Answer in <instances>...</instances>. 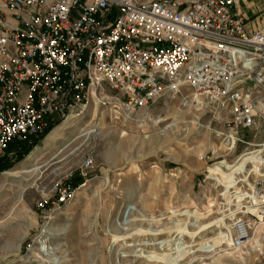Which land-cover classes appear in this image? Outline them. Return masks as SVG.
I'll return each mask as SVG.
<instances>
[{"label": "rangeland", "instance_id": "1", "mask_svg": "<svg viewBox=\"0 0 264 264\" xmlns=\"http://www.w3.org/2000/svg\"><path fill=\"white\" fill-rule=\"evenodd\" d=\"M255 24L263 25L264 15ZM105 94L102 102L70 115L77 123L53 150L42 152L33 172L3 176L18 171L68 117L32 140L9 146L1 160L7 167L0 171V264H264V222L255 230L257 220L246 212L249 199L240 207L227 201L228 193L249 191L254 184L252 172L233 189L242 177L229 164L247 151H264V120L231 130L234 117L227 103L206 96L186 103L182 97H189L188 88L167 91L131 113L118 93ZM65 183L74 192L55 209L54 189ZM195 209L205 214L198 221L185 213ZM219 218L225 227L233 219L250 220L258 244L248 241L235 250L230 241L213 251L197 250L201 239L225 233V227L210 224ZM178 219L191 231L199 224L205 228L180 234L173 230ZM152 228L160 232L155 235ZM180 237L192 252L151 263L140 254L171 252ZM162 240L166 243L159 246Z\"/></svg>", "mask_w": 264, "mask_h": 264}, {"label": "built area", "instance_id": "2", "mask_svg": "<svg viewBox=\"0 0 264 264\" xmlns=\"http://www.w3.org/2000/svg\"><path fill=\"white\" fill-rule=\"evenodd\" d=\"M237 0H0V161L11 143L118 93L129 112L188 88L227 103L231 130L264 120V26L249 31ZM184 102L190 98L183 96ZM249 189L264 218V162ZM56 186L53 208L74 192ZM231 246L251 221L230 220Z\"/></svg>", "mask_w": 264, "mask_h": 264}, {"label": "bare ground", "instance_id": "3", "mask_svg": "<svg viewBox=\"0 0 264 264\" xmlns=\"http://www.w3.org/2000/svg\"><path fill=\"white\" fill-rule=\"evenodd\" d=\"M190 95H189V97L192 100L193 99L196 100V98H198V96L197 95L195 96L193 93H191ZM200 103H202V101ZM76 123L77 122H75V119L73 118V116L72 117L71 116L68 117V119L64 123H62L61 125H59L58 127H56L54 130H52L48 134V136L46 137V139L44 141V145L43 146H39V147L35 148L27 156V158L21 163L20 168H19L18 171H16V170L15 171L14 170L13 171H8V172H5L3 174V176L8 177L10 175L12 176V175H16V174H19V173H30V172H33L35 169H37V168H33L35 166V164L38 162V160L42 159L43 156L45 155V153L42 154V152L44 150H46V149H52L53 150L57 146L58 140H60L63 132H65V130H69ZM226 146L229 149H232L233 148L230 141H228L226 143ZM65 149H66V147L60 149L59 154L64 153V150ZM263 162H264V151L263 150H260V149L259 150H254V151H251V152H248L247 151V152H245V153H243V154L235 157V159L233 160V162L229 164V169L232 170L236 175L241 176L242 178H239L238 180H235L233 189H235V187L237 186L238 182H241V181L247 182L248 181V178H249V169H248V167L250 165H253L254 166V170L256 171L257 170L256 168H258L259 165L262 164ZM251 171H253V170H251ZM2 180L3 179L0 178V183L2 182ZM228 194L229 195L227 197V201L229 203L230 202L232 203V202H235L236 201L235 203L239 207H240V205H241V203H242L243 200H246V199H250V200L253 199L254 200V198H255V196L252 195L251 192H249V191H243L242 193L236 194L234 196L233 195H230V193H228ZM231 203H230V205H231ZM255 204L256 203L254 202L251 207H248V209H247L246 212H248L250 215H252L253 217H255V219L257 220L256 223H255V230H257L258 227H259L258 224L260 225V223L264 222V218H263L262 211H260L256 206H254ZM185 213H187L189 215H194V217H196V220L197 221L199 219H202L204 217V215H205L204 213H201L197 209H195L193 211L187 210V211H185ZM127 215L128 214L126 213L124 215V218ZM142 219H141V221H142ZM124 221L127 222L126 220H124ZM184 221H181L180 219H178V221L175 223L176 225L174 224V227L173 226H171V227H173V230L175 232H177V233H180V234H189V235H195L199 231H201V230H203L205 228L204 225L199 224V225H197V227H195V230L194 231H191L189 229V227L187 226V224L184 223ZM210 224L211 225L212 224H216L220 228H221V226L225 227V224L223 222V218H219L216 221H212V222H210ZM192 226L194 227L195 224L192 225ZM136 231L141 233L144 230L137 229ZM151 232H153L155 235H157L160 232V230L157 229V228H154V229L152 228L151 229ZM117 238L118 237H116L114 239H117ZM248 241L250 243H253L254 242V243H257L258 244V240L254 236L252 237L251 235H250V238H249ZM159 243H160L159 246L160 245L162 246V244L166 243V240L159 241ZM229 243H230V239H228L227 234L226 233H223L221 231H218L214 236H211V237H208V238L205 237V239H201V241H198L196 246H198L197 250H202V251H206L207 252V251H210V250L213 251V249H215V248H220L223 244L229 245ZM251 245H253V244H251ZM192 247L193 246L187 245L186 243H184L183 240L180 237V239H178V241L174 244V246H172V248H171L172 251L171 252H163L161 255L155 254L154 251H152L151 253H148V254H145V252H141L140 254L144 258H146L148 262L151 263V262H157L159 260L165 259V258L171 256L172 254H175V253L180 252V251H183V250H184V254L186 255L187 253L192 252ZM161 249H163V248H161ZM141 250H142V248L141 249H138V251H141Z\"/></svg>", "mask_w": 264, "mask_h": 264}, {"label": "crops", "instance_id": "4", "mask_svg": "<svg viewBox=\"0 0 264 264\" xmlns=\"http://www.w3.org/2000/svg\"><path fill=\"white\" fill-rule=\"evenodd\" d=\"M236 8L244 18L249 31L264 26H256L255 21L264 15V0H237Z\"/></svg>", "mask_w": 264, "mask_h": 264}, {"label": "trees", "instance_id": "5", "mask_svg": "<svg viewBox=\"0 0 264 264\" xmlns=\"http://www.w3.org/2000/svg\"><path fill=\"white\" fill-rule=\"evenodd\" d=\"M49 129H50V128H49ZM49 129H48V130H49ZM30 147H31V146H30ZM30 147H28L27 149L29 150ZM6 167H7V162H5V161L2 162V161H1V162H0V171L6 169Z\"/></svg>", "mask_w": 264, "mask_h": 264}]
</instances>
